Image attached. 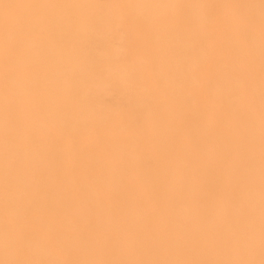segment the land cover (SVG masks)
<instances>
[{
    "label": "bare ground",
    "instance_id": "1",
    "mask_svg": "<svg viewBox=\"0 0 264 264\" xmlns=\"http://www.w3.org/2000/svg\"><path fill=\"white\" fill-rule=\"evenodd\" d=\"M0 84V264H264V0H0Z\"/></svg>",
    "mask_w": 264,
    "mask_h": 264
},
{
    "label": "rangeland",
    "instance_id": "2",
    "mask_svg": "<svg viewBox=\"0 0 264 264\" xmlns=\"http://www.w3.org/2000/svg\"><path fill=\"white\" fill-rule=\"evenodd\" d=\"M226 17L227 14L224 15L222 13L219 22L215 27V29L217 30L216 33H210L208 35V39L214 53H219L222 50L223 33L225 32L223 28L225 24L229 23ZM117 23H114L112 27L122 36V40H120L123 42V47L127 52L128 59L131 60L132 58H146L147 36L144 33V30L140 28L136 22H133L129 19H122L117 21ZM0 87H2L1 84ZM107 133H109V131H107ZM94 140L95 136L93 134H90L87 141L93 144Z\"/></svg>",
    "mask_w": 264,
    "mask_h": 264
}]
</instances>
